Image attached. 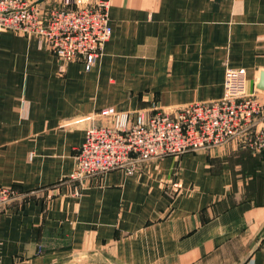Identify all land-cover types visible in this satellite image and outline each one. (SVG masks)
Instances as JSON below:
<instances>
[{"label":"crops","instance_id":"obj_1","mask_svg":"<svg viewBox=\"0 0 264 264\" xmlns=\"http://www.w3.org/2000/svg\"><path fill=\"white\" fill-rule=\"evenodd\" d=\"M108 3L90 71L0 32V186L33 193L0 214V264H264V154L235 142L53 188L101 109L213 101L227 69L264 103V0Z\"/></svg>","mask_w":264,"mask_h":264},{"label":"built area","instance_id":"obj_2","mask_svg":"<svg viewBox=\"0 0 264 264\" xmlns=\"http://www.w3.org/2000/svg\"><path fill=\"white\" fill-rule=\"evenodd\" d=\"M45 8L28 0H0V32L37 37L60 61L58 73L69 63L81 62L90 71L111 37L108 0ZM99 122L85 130L69 175L53 188L66 184L77 195L86 181L112 171L187 153L206 152L235 142L239 149L264 154V103L246 88L245 73L227 69L221 98L180 107L151 105L135 111L113 107L99 110ZM166 190L178 192L172 183ZM33 193L0 186V214Z\"/></svg>","mask_w":264,"mask_h":264},{"label":"water","instance_id":"obj_3","mask_svg":"<svg viewBox=\"0 0 264 264\" xmlns=\"http://www.w3.org/2000/svg\"><path fill=\"white\" fill-rule=\"evenodd\" d=\"M261 78H262V79L264 78V73H263V74H261Z\"/></svg>","mask_w":264,"mask_h":264},{"label":"rangeland","instance_id":"obj_4","mask_svg":"<svg viewBox=\"0 0 264 264\" xmlns=\"http://www.w3.org/2000/svg\"><path fill=\"white\" fill-rule=\"evenodd\" d=\"M78 195H79V193L77 195L73 194V196H78Z\"/></svg>","mask_w":264,"mask_h":264}]
</instances>
